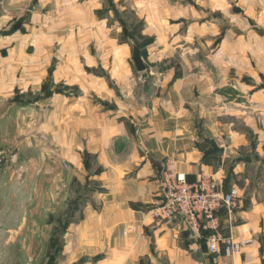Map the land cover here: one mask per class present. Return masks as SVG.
I'll use <instances>...</instances> for the list:
<instances>
[{
	"label": "crops",
	"instance_id": "0c3cea01",
	"mask_svg": "<svg viewBox=\"0 0 264 264\" xmlns=\"http://www.w3.org/2000/svg\"><path fill=\"white\" fill-rule=\"evenodd\" d=\"M28 1L0 0V150L7 153L0 204L26 174L41 181L46 166L55 183L61 160L83 182V157L90 155L95 191L82 222L65 234L59 264L83 257L82 264H264V0H198L196 20L186 27L147 15L146 30L161 49H148L149 61L169 60L180 47L189 53L180 57L196 61V79H173L169 66L159 72L152 97L148 81L136 84L132 70L120 68L126 45L112 38L120 52L92 55L81 38H58L44 9L51 0L26 10ZM207 139L224 149L222 156L203 158ZM230 157L235 166L226 163ZM167 158L190 182L205 173L225 191L239 188L238 208L231 216L221 210L219 222L234 239H253L240 253L227 260L210 254L205 229L198 238L180 218L172 225L152 218ZM19 231L0 223V253Z\"/></svg>",
	"mask_w": 264,
	"mask_h": 264
},
{
	"label": "rangeland",
	"instance_id": "374dc122",
	"mask_svg": "<svg viewBox=\"0 0 264 264\" xmlns=\"http://www.w3.org/2000/svg\"><path fill=\"white\" fill-rule=\"evenodd\" d=\"M37 1L29 0V3L24 4L23 8L27 10L28 7L35 6ZM196 1L198 0H68L66 2L65 0H51L44 5V9L50 13L52 20H55L58 38H61L62 41L64 38L75 40L81 38L83 43L87 44V49L92 55L120 52L118 46L111 41L112 38L116 39L117 45H126L127 56L121 53L123 57L120 68L126 66L131 69L136 84L142 85L148 81L151 88L148 96L152 97L155 92H158L161 77L159 72L169 66L174 71L173 79L184 74L191 75L196 79V61H191V58L188 57H180L181 53L189 54L184 51L186 48L181 47L180 50L174 51L173 57L169 60L149 61L147 59L148 49L154 52H161V49L153 44L154 36L146 30L145 17L149 15L155 21L164 20L169 24L182 21L186 27L188 23L196 20ZM81 5H86L87 9L80 7ZM85 19L87 20L86 24L81 26V22ZM155 27H160V25ZM70 33L73 36L69 35ZM82 36L86 40L85 42ZM218 41L219 37L216 39V42ZM132 44L141 47L142 58L146 65L144 71L139 72L134 66ZM189 45L186 47L190 48ZM56 48L59 50L58 45ZM111 65L112 61H104L105 68H111ZM98 69L100 71L98 72L101 73L100 65ZM151 70L153 73H150ZM108 81L113 86L110 77ZM252 140L256 141L255 138ZM251 145L254 148L255 143L252 142ZM227 159L226 163L229 167L235 166V157ZM46 162L48 161L46 160ZM83 165L88 171L83 182L79 174L72 173L70 166H67L68 169H66L65 163L61 160L57 164L55 183L49 181L46 166L44 167L46 172L42 174L41 181H38L37 174L30 173L28 177L26 174L21 187L18 184L16 189L9 190V196L0 204V213L4 212L0 215V223L10 231L20 229L19 234L23 231V235L9 237V249L8 252L0 253V264H59L64 256L65 234L72 225L74 227L82 222L84 203L86 200H90L95 191L88 179L98 171L96 161L90 155L84 156ZM255 176L254 171L250 179L254 180ZM231 181L238 183L239 176L232 175ZM240 200L241 196L237 199L235 210L238 208ZM248 206V204L242 205L243 208ZM84 261L83 257L72 264H82Z\"/></svg>",
	"mask_w": 264,
	"mask_h": 264
},
{
	"label": "built area",
	"instance_id": "2783aa9c",
	"mask_svg": "<svg viewBox=\"0 0 264 264\" xmlns=\"http://www.w3.org/2000/svg\"><path fill=\"white\" fill-rule=\"evenodd\" d=\"M6 156L7 153L0 150V170ZM238 195V188L225 191L215 178L205 173H201L195 182L188 181L185 173L176 170L174 159L167 158L158 179V202L150 209V214L154 220L171 225L180 218L198 238L205 229L208 231L205 238L207 251L222 254L227 260L252 242V238L236 240L220 228V211L225 210L231 216Z\"/></svg>",
	"mask_w": 264,
	"mask_h": 264
},
{
	"label": "water",
	"instance_id": "95a60500",
	"mask_svg": "<svg viewBox=\"0 0 264 264\" xmlns=\"http://www.w3.org/2000/svg\"><path fill=\"white\" fill-rule=\"evenodd\" d=\"M20 27V23H17L14 28L18 29ZM132 60L134 63V66L136 68L137 71L141 72L144 71L146 69V65L143 61L142 58V54H141V50L137 45H132ZM207 142L210 145V149L206 150L203 154V158H207L209 156L215 155V156H222L224 149L222 147H220L216 141H214L213 139H207Z\"/></svg>",
	"mask_w": 264,
	"mask_h": 264
},
{
	"label": "trees",
	"instance_id": "16d2710c",
	"mask_svg": "<svg viewBox=\"0 0 264 264\" xmlns=\"http://www.w3.org/2000/svg\"><path fill=\"white\" fill-rule=\"evenodd\" d=\"M132 45H134V44H132ZM135 45H137V44H135ZM137 46H139V45H137ZM139 48L141 49V47L139 46ZM141 54H142V56H143V53H142V51H141ZM86 157V156H85Z\"/></svg>",
	"mask_w": 264,
	"mask_h": 264
}]
</instances>
